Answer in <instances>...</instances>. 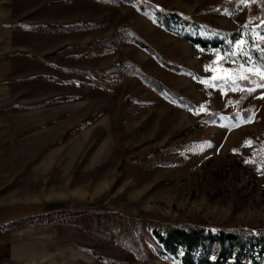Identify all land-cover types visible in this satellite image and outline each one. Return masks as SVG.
<instances>
[{
    "label": "rangeland",
    "instance_id": "1",
    "mask_svg": "<svg viewBox=\"0 0 264 264\" xmlns=\"http://www.w3.org/2000/svg\"><path fill=\"white\" fill-rule=\"evenodd\" d=\"M142 1L151 7L142 10ZM155 9L240 37L264 22V0H17L1 10L0 264H182L158 253L152 228L204 225L205 244L193 254L215 259L220 229L264 227V88L200 83L211 79L205 65L215 56L183 38L191 30L160 26ZM83 24L93 27L59 30ZM123 27L168 64L130 33L112 49L92 44ZM122 59L191 106L137 74L105 87L75 73ZM253 113L249 123L236 119ZM104 215L120 219L117 229L131 227L140 246L95 231ZM259 250H243V261Z\"/></svg>",
    "mask_w": 264,
    "mask_h": 264
},
{
    "label": "trees",
    "instance_id": "2",
    "mask_svg": "<svg viewBox=\"0 0 264 264\" xmlns=\"http://www.w3.org/2000/svg\"><path fill=\"white\" fill-rule=\"evenodd\" d=\"M123 1L126 3L133 2V0ZM147 4L148 3L142 1V10L151 7L150 4ZM154 16L156 17L158 24L169 31L178 32L191 30L193 34L183 35V38L193 45L198 46L202 52L206 54H212L210 50L213 49H222L223 51L221 52V55H223V52H232L234 50V42L238 38H242L248 42V45L245 46L246 50H249L248 46L254 41L264 47V42L257 39V34L264 35V22L257 26H246V33L244 37H240L238 32H224L217 29L207 21H194L191 18L184 17L175 11L155 9ZM91 27H93V25L83 24L69 27H59V30H80ZM51 28L52 27H48V29ZM128 33L132 34L130 40L133 43L143 49H146L162 63L168 64L159 57L154 49L148 45L141 36L137 35L134 31L129 32L128 27H123L109 40L97 43L94 42L92 44L112 49L118 43L125 42L127 40ZM251 54L253 61L260 64V52L258 50H251ZM233 59L237 61V65L243 63L246 67L248 66L247 58L242 55H238ZM75 73L91 78L94 81V84H99L100 86H105L106 83L112 84L113 80L119 81L123 74H137L148 87L157 93L164 94L171 99L178 100L185 106H191L189 100L182 99L178 93L173 92L165 84L146 75L139 65L134 64L128 59H122L115 66L102 69L98 72L75 71ZM96 76L103 78L106 82L102 83L100 80H97ZM81 87L89 88L91 85L82 83ZM217 116L218 114L215 115V117ZM120 223L121 222L118 217L104 215L98 218L97 222H95V225L93 226V229L98 231L100 234L107 233V236L110 239L124 237V240H126L127 245L130 247L136 245L140 246L138 245L139 238L134 237L131 227H126V229L124 227H118L117 229L116 225ZM205 228L206 226L204 225L185 227L162 225L160 227L158 226V228H152L151 236L161 247V249H158V253L162 257H167V255L175 258L180 257L182 264H264V227L256 230L245 227L220 229L218 234L213 238L219 248V254L217 257L213 259L210 256L201 255L196 258L193 253L197 252L198 247H202L205 244ZM251 245H259L260 250L257 251L256 255L250 257V261H243L242 251L245 249L247 250V248ZM233 248L237 251L235 256L231 253Z\"/></svg>",
    "mask_w": 264,
    "mask_h": 264
},
{
    "label": "snow or ice",
    "instance_id": "3",
    "mask_svg": "<svg viewBox=\"0 0 264 264\" xmlns=\"http://www.w3.org/2000/svg\"><path fill=\"white\" fill-rule=\"evenodd\" d=\"M244 3H248L249 0H242ZM257 39L261 42H264V35L257 34ZM248 45V42L242 38L236 39L234 42V49L232 52H223L221 55L222 49H213L210 50L212 55L215 56V60L211 62V64L205 65V71H211L213 73L210 80H201L200 83L205 85H210L211 87H217L216 84H212L213 80H221L225 83L231 82L230 87L233 91L242 90L241 86L237 83V80L247 81L248 85H252L247 87V92L251 93L255 91V88H264V47L257 44L255 41L252 42L251 45L248 46L249 50H246L245 46ZM251 50H258L261 54V63L257 64L252 59ZM242 55L247 58V67L245 64L240 63L235 68H226L224 67V62L226 61L228 64H236L237 61L233 59L234 57ZM252 76L258 77V80L251 79ZM221 95L224 94V86H220ZM261 97H264V93H261ZM231 103V101H229ZM201 112L205 111L204 105H200ZM253 114L248 115L246 118H241L239 114H237L236 119L240 120L242 123H249L253 118ZM223 119V117H221ZM224 125H222L223 127ZM238 125H232V127ZM246 145H250L251 141H245ZM211 147V144L207 145ZM235 152L236 150L233 149ZM249 160H245V163H248Z\"/></svg>",
    "mask_w": 264,
    "mask_h": 264
},
{
    "label": "crops",
    "instance_id": "4",
    "mask_svg": "<svg viewBox=\"0 0 264 264\" xmlns=\"http://www.w3.org/2000/svg\"><path fill=\"white\" fill-rule=\"evenodd\" d=\"M16 2L17 0H0V12L1 10H6L7 8H9V6L14 7ZM7 12H10V11L7 10Z\"/></svg>",
    "mask_w": 264,
    "mask_h": 264
}]
</instances>
